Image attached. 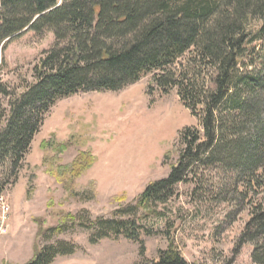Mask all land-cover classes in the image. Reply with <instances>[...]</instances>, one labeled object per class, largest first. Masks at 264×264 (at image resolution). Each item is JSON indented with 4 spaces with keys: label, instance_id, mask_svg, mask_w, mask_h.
<instances>
[{
    "label": "trees",
    "instance_id": "16d2710c",
    "mask_svg": "<svg viewBox=\"0 0 264 264\" xmlns=\"http://www.w3.org/2000/svg\"><path fill=\"white\" fill-rule=\"evenodd\" d=\"M26 31L52 32L55 42L33 67V80L12 85L4 80L3 53ZM148 74L162 92L176 88L201 128L182 132L168 177L112 218L82 221L90 243L124 238L143 246L150 232L142 221L158 218L178 184L191 182L192 193L209 203L248 209L239 243L253 244V262L264 264V0H0V167H8L0 196L59 100L117 91ZM79 157L71 165L77 176L94 161L88 152ZM211 170L224 177L214 182L206 175ZM75 250L43 246L29 264H51ZM160 258L188 264L174 239Z\"/></svg>",
    "mask_w": 264,
    "mask_h": 264
},
{
    "label": "rangeland",
    "instance_id": "374dc122",
    "mask_svg": "<svg viewBox=\"0 0 264 264\" xmlns=\"http://www.w3.org/2000/svg\"><path fill=\"white\" fill-rule=\"evenodd\" d=\"M54 42L52 32L15 37L3 53L4 80L12 85L33 80V67ZM191 127L201 128L199 118L176 88L162 92L151 74L117 91L80 92L59 100L0 196V264H29L37 248L61 243L76 250L51 264H162L170 239L188 264H255L254 245L239 243L248 209L209 203L192 193L191 182L178 184L176 196L159 206L158 218L142 221L150 232L143 246L124 238L89 241L82 221L112 218L150 183L168 177L178 161L182 132ZM86 152L94 161L77 176L71 165ZM7 169L0 167L1 180ZM223 174L206 172L214 182ZM57 226L62 229L39 235Z\"/></svg>",
    "mask_w": 264,
    "mask_h": 264
}]
</instances>
